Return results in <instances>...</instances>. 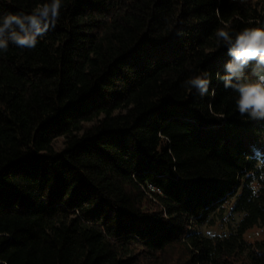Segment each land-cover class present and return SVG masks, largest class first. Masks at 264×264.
Here are the masks:
<instances>
[{
	"label": "trees",
	"instance_id": "16d2710c",
	"mask_svg": "<svg viewBox=\"0 0 264 264\" xmlns=\"http://www.w3.org/2000/svg\"><path fill=\"white\" fill-rule=\"evenodd\" d=\"M61 2L35 49L0 53V264H264V120L218 79L216 36L264 28V0ZM204 72L215 96L184 85ZM230 199L228 235L193 230Z\"/></svg>",
	"mask_w": 264,
	"mask_h": 264
},
{
	"label": "clouds",
	"instance_id": "9594fccd",
	"mask_svg": "<svg viewBox=\"0 0 264 264\" xmlns=\"http://www.w3.org/2000/svg\"><path fill=\"white\" fill-rule=\"evenodd\" d=\"M61 7V0H50L38 4L30 14L6 13L0 16V53L8 51L9 43L21 49H35L39 39L56 27ZM176 34L181 36L183 32L178 29ZM216 36L224 42L230 57L224 64V74H217L218 79L225 89L238 94L235 105L241 116L252 121L264 120V28L246 27L234 37L225 29H218ZM249 66L251 76L245 75ZM210 83L207 72L184 81L185 86L196 90L201 97L215 96L214 89L209 93ZM247 158L255 161L254 170L247 176L252 196L258 197L259 182L264 181V151L253 146L252 154Z\"/></svg>",
	"mask_w": 264,
	"mask_h": 264
},
{
	"label": "rangeland",
	"instance_id": "374dc122",
	"mask_svg": "<svg viewBox=\"0 0 264 264\" xmlns=\"http://www.w3.org/2000/svg\"><path fill=\"white\" fill-rule=\"evenodd\" d=\"M232 202L233 199H230L228 202L225 203L224 209L220 213V215L210 216V219H212L213 221L212 223H204L199 226H194L193 230L200 232L201 234L208 237H223L228 235L239 219V215L231 212Z\"/></svg>",
	"mask_w": 264,
	"mask_h": 264
},
{
	"label": "built area",
	"instance_id": "2783aa9c",
	"mask_svg": "<svg viewBox=\"0 0 264 264\" xmlns=\"http://www.w3.org/2000/svg\"><path fill=\"white\" fill-rule=\"evenodd\" d=\"M262 234H264V230L258 229V230L247 233L246 237L250 239V238L259 237Z\"/></svg>",
	"mask_w": 264,
	"mask_h": 264
}]
</instances>
